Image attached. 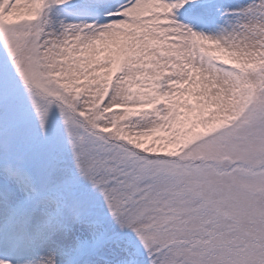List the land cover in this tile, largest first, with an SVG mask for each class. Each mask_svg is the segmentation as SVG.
<instances>
[{"label": "snow or ice", "instance_id": "6c2138e0", "mask_svg": "<svg viewBox=\"0 0 264 264\" xmlns=\"http://www.w3.org/2000/svg\"><path fill=\"white\" fill-rule=\"evenodd\" d=\"M0 264H264V0H0Z\"/></svg>", "mask_w": 264, "mask_h": 264}]
</instances>
